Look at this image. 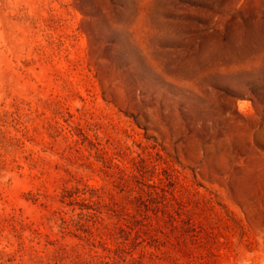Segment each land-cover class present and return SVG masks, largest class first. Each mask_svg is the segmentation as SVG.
<instances>
[{"label": "rangeland", "instance_id": "1", "mask_svg": "<svg viewBox=\"0 0 264 264\" xmlns=\"http://www.w3.org/2000/svg\"><path fill=\"white\" fill-rule=\"evenodd\" d=\"M264 0H0V264H259Z\"/></svg>", "mask_w": 264, "mask_h": 264}, {"label": "bare ground", "instance_id": "2", "mask_svg": "<svg viewBox=\"0 0 264 264\" xmlns=\"http://www.w3.org/2000/svg\"><path fill=\"white\" fill-rule=\"evenodd\" d=\"M259 264H264V258H262Z\"/></svg>", "mask_w": 264, "mask_h": 264}]
</instances>
